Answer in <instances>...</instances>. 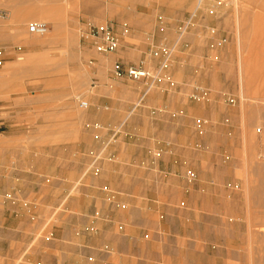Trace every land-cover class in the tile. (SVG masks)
<instances>
[{
    "label": "rangeland",
    "instance_id": "374dc122",
    "mask_svg": "<svg viewBox=\"0 0 264 264\" xmlns=\"http://www.w3.org/2000/svg\"><path fill=\"white\" fill-rule=\"evenodd\" d=\"M209 2L198 9L199 0H175L165 52L147 37L141 50L130 33L119 52L99 54L89 34L93 26H111L121 38L124 23L141 25L134 11L148 7L139 0H0V11L8 14L0 18V264H30L23 250L10 253L18 232L9 210L14 178L27 176L24 169L33 164L54 182L60 162L68 175L74 163L72 176H80L83 152L92 145L86 123L113 118L116 131L123 126L131 136L126 148L133 160L149 150L163 152L159 167L174 187L165 190L169 199H161L158 217L181 212L185 232L195 230L200 238L183 246L179 264H264V0ZM32 3L50 4L53 11H22L14 18L11 5ZM33 22L48 24V34H17ZM162 51L166 55H158ZM117 62L144 66L156 79L115 80ZM163 72L173 76L177 90L154 86ZM17 83L21 91L10 89ZM6 89L11 100L26 104H5ZM155 110L163 113L152 115ZM179 111L184 115L176 120L168 117ZM58 145L67 147L62 154L54 150ZM42 192L47 203L38 212L50 216L54 185Z\"/></svg>",
    "mask_w": 264,
    "mask_h": 264
},
{
    "label": "crops",
    "instance_id": "0c3cea01",
    "mask_svg": "<svg viewBox=\"0 0 264 264\" xmlns=\"http://www.w3.org/2000/svg\"><path fill=\"white\" fill-rule=\"evenodd\" d=\"M121 1L125 3L127 0ZM139 2L148 7L147 11H134L141 25L130 28L127 23L123 24L117 52L130 33L141 41V50L146 49L143 38L147 37L152 39V46L158 45L165 52L171 46L168 35L173 25L168 16L173 13L175 0ZM11 6L24 12L53 11L50 4ZM26 32L28 27L26 30L24 25L17 28L21 37ZM4 35L10 44V29ZM163 51L158 55H166ZM112 77L120 81L129 80L125 76ZM161 78L155 82L156 88L177 90L178 85L170 73L163 72ZM23 87L22 83H17L10 89L21 91ZM10 89H6L5 104H26L11 100V95H8ZM148 93H143L141 104ZM159 113L163 111H152L155 116ZM182 115L184 112L179 111L168 114V117L176 120ZM115 119L107 124L99 121L86 123L85 130L92 145L83 152L84 161L76 171L81 173L80 176H72L74 163H70V176L60 162V169L56 167L54 170V182L39 170V165L33 164L24 169L27 176L14 178L9 198L14 207L9 210L18 232L15 234V247L10 253L16 256L23 250L30 264H179L185 252L183 248L187 249L183 246L191 247L192 240L198 243V233L195 230L185 232L183 228L187 224L185 214L167 211L158 217L159 204L163 203L161 199H169L165 190L174 187L168 170L159 167L163 152L161 155L160 150H149L144 159L133 160L126 148V140L131 136L123 126L116 131L119 120ZM64 148L67 147L58 145L54 150L62 154ZM52 184L56 193L54 210L50 216L40 214L39 206L42 208L47 203L42 191ZM20 205L22 208L17 207ZM188 221L192 223L195 218H188ZM192 225L194 229L197 226L196 223Z\"/></svg>",
    "mask_w": 264,
    "mask_h": 264
},
{
    "label": "built area",
    "instance_id": "2783aa9c",
    "mask_svg": "<svg viewBox=\"0 0 264 264\" xmlns=\"http://www.w3.org/2000/svg\"><path fill=\"white\" fill-rule=\"evenodd\" d=\"M204 1L205 0H199L198 9H200ZM210 13L212 14L213 11H210ZM7 15L8 14L6 11H0V18H5ZM189 22L185 23V25L180 28V34L184 33V31L187 30L186 28L188 27ZM48 32L49 26L48 24L43 22H33L28 26V33L34 36L43 37L46 36ZM210 33L211 35L215 34V30L211 29ZM89 34L94 38L95 50L99 54H114L120 48V37L115 33L111 26H93ZM221 44V42H218L217 46H221ZM3 58L4 50L0 48V66L3 65ZM113 74L118 78L125 76L126 78L134 82L156 79V77L152 76L151 72L144 66H130L124 68L123 65L118 62L114 65ZM258 131L260 132L261 130ZM188 175L191 179L194 178V175L192 173H189Z\"/></svg>",
    "mask_w": 264,
    "mask_h": 264
},
{
    "label": "bare ground",
    "instance_id": "6f19581e",
    "mask_svg": "<svg viewBox=\"0 0 264 264\" xmlns=\"http://www.w3.org/2000/svg\"><path fill=\"white\" fill-rule=\"evenodd\" d=\"M26 1V0H25ZM9 3V2H8ZM14 3V2H13ZM18 3V2H17ZM24 3V2H23ZM17 5V4H16ZM7 6H10V4L9 5H7ZM13 7V6H12ZM16 8V7H15ZM12 10H14V8H11ZM31 12H33V10H30ZM20 12H22V11H17V10H14V12L12 13V15H14V18L15 17H18L19 16V13ZM39 37V36H38ZM22 59V58H21ZM255 99V102H254V105H253V111L255 112V115H254V113H253V115L254 116H256V114H258L261 110H260V106L258 105V101H256L258 98H254ZM252 108V107H251ZM253 116V117H254ZM258 143V142H257ZM261 145L262 146H264V137H263V139H262V142H261ZM256 146H259V143L256 145Z\"/></svg>",
    "mask_w": 264,
    "mask_h": 264
}]
</instances>
